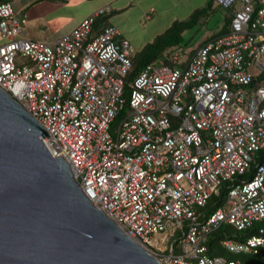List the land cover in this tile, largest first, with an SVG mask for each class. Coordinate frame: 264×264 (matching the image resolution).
Here are the masks:
<instances>
[{
  "label": "built area",
  "instance_id": "1",
  "mask_svg": "<svg viewBox=\"0 0 264 264\" xmlns=\"http://www.w3.org/2000/svg\"><path fill=\"white\" fill-rule=\"evenodd\" d=\"M213 1L231 9L226 32L185 66L174 53L176 65L149 63L128 83L132 45L114 25L92 31L107 7L48 43L21 37L11 2L0 1V87L42 127L45 148L89 202L162 264H243L206 254L223 223L255 228L223 238L227 251L264 249V164L236 181L264 147V78L252 86L248 69L264 57V0ZM19 55L28 61L17 64ZM228 180L222 205L201 214ZM176 229L168 253L150 247L151 235Z\"/></svg>",
  "mask_w": 264,
  "mask_h": 264
},
{
  "label": "water",
  "instance_id": "2",
  "mask_svg": "<svg viewBox=\"0 0 264 264\" xmlns=\"http://www.w3.org/2000/svg\"><path fill=\"white\" fill-rule=\"evenodd\" d=\"M40 136L0 87V264H162L89 202Z\"/></svg>",
  "mask_w": 264,
  "mask_h": 264
},
{
  "label": "crops",
  "instance_id": "3",
  "mask_svg": "<svg viewBox=\"0 0 264 264\" xmlns=\"http://www.w3.org/2000/svg\"><path fill=\"white\" fill-rule=\"evenodd\" d=\"M208 4H211L209 12L196 16L195 21L203 17L205 21L214 20L220 27L202 42L204 43L222 32L232 16L231 10L218 7L212 0H38L37 7L31 13L32 17H37L38 25L48 30L50 43L69 32L88 14L107 7L105 14L108 19L103 25L116 26L121 37L126 38L136 52L137 48L151 42L173 22L191 20L196 11L203 10ZM11 5L14 17L23 28L22 25L28 24L29 19H19L12 3ZM253 65L256 73L250 72L253 76H258L264 70V57Z\"/></svg>",
  "mask_w": 264,
  "mask_h": 264
},
{
  "label": "trees",
  "instance_id": "4",
  "mask_svg": "<svg viewBox=\"0 0 264 264\" xmlns=\"http://www.w3.org/2000/svg\"><path fill=\"white\" fill-rule=\"evenodd\" d=\"M6 1V0H0ZM10 1V0H8ZM212 2H214L212 0ZM216 4V3H215ZM210 5L208 4L206 8L203 10H198L195 12L194 17L188 21H175L173 22L165 31L155 36L151 42L145 44L139 51L134 52L132 55V67L126 76V82H130L137 73L147 64L154 63L156 58L163 57V64L174 66L176 63L170 59V54L174 47H176L179 42L182 40V32L191 27L196 20V16L202 15L203 13L209 12ZM220 7L219 5H217ZM231 10V9H230ZM231 17V16H230ZM108 19L106 14H102L98 16L92 26L93 33L100 32L101 29L106 26L103 25L105 21ZM231 19V18H230ZM230 20L225 24L222 32L218 33L222 34L228 30ZM216 35V36H217ZM201 45V44H200ZM198 45V46H200ZM190 50L185 60H180L178 65L185 66L187 61L190 59L192 54L198 48ZM264 78V70L258 74V76H253L252 86H257L258 83ZM129 87L125 85V95L128 96ZM119 116L116 118L118 119ZM256 164H264V147L257 153V157L251 163L250 168L245 172V175L242 177L236 178V181H242L251 175V170L254 168ZM232 181H224L217 188L218 192H212L206 203L203 207H201V211L203 214H209L217 207L221 206L223 203L224 196L227 192V189L232 185ZM255 231V228L245 229L243 231H236L233 227L227 224H219L215 229L211 231L206 239V254L210 256H219V252L222 250L221 241L223 238H232L235 240H242L244 237L252 234ZM222 258V257H221ZM230 260V259H225ZM239 261V260H238ZM243 264H264V255L261 252L260 254H251L248 256V261H244Z\"/></svg>",
  "mask_w": 264,
  "mask_h": 264
},
{
  "label": "rangeland",
  "instance_id": "5",
  "mask_svg": "<svg viewBox=\"0 0 264 264\" xmlns=\"http://www.w3.org/2000/svg\"><path fill=\"white\" fill-rule=\"evenodd\" d=\"M10 1L13 4L16 15L18 16V18L20 17L19 19L21 18L29 19L28 24L22 23L23 28H22V32L20 36L25 39H34L38 41L40 40V41L48 42L49 36H50L48 30H46L45 28H41V26L38 25L37 17L36 18L32 17V13H31L32 10H34L33 8L37 7L36 4L38 3V0H10ZM219 27L220 25L216 24L214 20L205 21L203 17H200L197 22L195 21V23L191 27L185 29L182 32V35H181L182 40L172 50V53L170 54V59L175 52L176 53L178 52L180 60H185L190 50L195 49L208 36H210L213 33H216L219 30ZM135 35H137V33H135ZM141 48H137V50L139 51ZM163 59H164L163 57L161 58L158 57L156 58V61L154 63L156 65H162ZM27 61L28 59L21 55H19L16 58L17 64H24ZM248 69L253 74L256 73V70L253 64L250 65ZM118 123H119V117L118 119L117 118L114 119L111 125V131L113 132L116 131ZM198 211L202 214L201 208ZM180 235H181L180 229H176L173 233H170L169 236H166V233L164 231L153 234L150 237V247L152 249H157L162 252L168 253L170 243H172ZM174 251H179V249L175 246ZM261 252L264 254V249H262ZM218 254L223 259L239 260L241 262L248 261V256L251 255L246 252L227 251L226 249H224L223 246H222V250Z\"/></svg>",
  "mask_w": 264,
  "mask_h": 264
}]
</instances>
